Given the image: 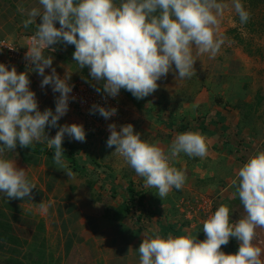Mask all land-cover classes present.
Here are the masks:
<instances>
[{"label": "clouds", "instance_id": "1", "mask_svg": "<svg viewBox=\"0 0 264 264\" xmlns=\"http://www.w3.org/2000/svg\"><path fill=\"white\" fill-rule=\"evenodd\" d=\"M38 5L27 10L23 21L25 28L36 25L25 44V60L42 77L41 88L50 86L59 95L54 111H40L26 72L18 73L15 67L0 63V194L6 198L30 197L36 187L24 168L4 155L6 151L14 150L17 143L25 147L46 142L54 149L57 168L72 177L73 170L63 159L62 141L65 136L85 140L81 124L57 127L68 111L73 85L68 83L71 72L57 75L46 49L59 42L74 45L72 60L79 69L88 68L97 93L116 98L124 89L141 99L157 89V81L172 71L173 65L175 77H190L196 59L193 47L196 56L207 53L215 57L223 43L218 34L219 17L228 7L221 0H119L118 5L115 0H38ZM231 7L241 24L248 22L250 13L241 0H231ZM46 68L51 69L50 74H45ZM89 112L108 120L117 109L93 103ZM46 127L57 128L51 138L45 133ZM107 127L106 146H115V152L144 178L145 187L155 188L161 199L185 183L183 171L171 166V160L180 153L200 158L208 153L205 138L198 132L178 133L166 152L142 139L130 123L120 125L118 130L115 123ZM232 184L245 216L232 223L230 208L221 204L203 221L204 240L196 241L191 235H149L139 244V264H264L261 247L253 243L257 227L264 228V150L242 163ZM49 206L40 205L44 211ZM230 237L239 241V247L234 253H225L221 245H226Z\"/></svg>", "mask_w": 264, "mask_h": 264}, {"label": "crops", "instance_id": "2", "mask_svg": "<svg viewBox=\"0 0 264 264\" xmlns=\"http://www.w3.org/2000/svg\"><path fill=\"white\" fill-rule=\"evenodd\" d=\"M32 7H39L38 0H0V40L25 44L23 21L27 18V10ZM225 15L224 10L223 16L219 17L218 34L223 43L214 58H210L207 53L196 56L193 47L196 59L190 77H175L173 65L172 71L157 81V89L144 98L137 99L129 91L127 96L126 90H120L118 96L112 98V107L117 109L116 115L110 117L105 125L108 129L109 123H115L118 130L120 125L130 123L142 139L157 144L166 152L178 133H200L208 145V153L204 158L180 153L170 161L171 166L183 171L186 177L182 188L172 189L161 199L155 188L145 187L144 178L138 176L115 152V146H106V140L100 143L90 137L80 142L65 136L62 142L72 146L73 157L85 172H81L83 177L80 178H77L78 173L67 177L63 170L55 168L54 162L43 166V179L46 175L54 179L49 184L51 188H48L51 194L44 201L45 205L50 206L41 213L46 224V237L53 241L50 248L42 249L36 243L28 244L24 253L30 264H52L55 261L52 257L60 255L61 264H139V244L143 238L154 233L163 237L191 235L196 241L205 239L202 225L209 216L204 215L209 213L210 208H207L210 207V200L201 193L211 194L212 190L227 200L238 198L234 197L236 186L232 180L243 162L234 161L232 153L226 148L230 140L226 131L227 123L236 120L229 119L233 112L227 111L229 107L226 104L235 106L240 101L251 103L252 97L243 99L245 79L242 77V65L246 54L233 49L228 56L225 49V28L220 25ZM35 19L38 21L39 17ZM57 48L60 49V46L53 45L52 49L45 50V54L53 58L52 67L56 69L57 75L63 77L65 71L71 72L68 81L71 85L86 82L87 79L67 69L59 61ZM0 63H7L2 51ZM16 71L28 75L29 88L35 93L39 110L49 108L54 111L55 97L59 93H53L50 86L41 88L42 77L33 65ZM50 71L46 68L45 74H50ZM215 116L220 118L216 125L212 123L216 121ZM71 123L78 122L68 109L59 119L57 127ZM175 127L183 129L178 131ZM56 130L46 127L45 133L51 138ZM40 143L47 145L46 142L33 144ZM243 153H248L247 158L252 155L247 151ZM10 154L17 167L24 168L27 176H34L36 170L42 168L36 166L34 158L29 157L30 153L25 152L18 143L14 150L6 151L4 155ZM83 154L89 155L84 157ZM63 156H67L66 151ZM87 157L96 158L97 164L91 165ZM206 183H210L209 187ZM129 184L143 198L145 222L121 211L128 197ZM199 212L204 215L201 216ZM230 222L238 221L231 219ZM231 239L237 241L233 237ZM233 244L228 241L226 245H221L220 250L233 253L239 247H231ZM0 264H7L1 254Z\"/></svg>", "mask_w": 264, "mask_h": 264}, {"label": "rangeland", "instance_id": "3", "mask_svg": "<svg viewBox=\"0 0 264 264\" xmlns=\"http://www.w3.org/2000/svg\"><path fill=\"white\" fill-rule=\"evenodd\" d=\"M221 2L228 5V7L224 9L226 15L222 18L220 24L221 27L225 28V49L227 55L230 56L233 49H239L247 56L242 65V77L245 79L243 85V99L252 97V102L248 103L240 101L235 106L226 104V106L229 107L227 111L230 113L233 112L231 115L232 118L229 116V119L236 118V120H231V122L227 123L228 126L226 131L230 140L227 141L228 145L226 148L229 150L228 152L232 153L234 161L245 162L248 153L241 154V152L247 151L250 152L249 154H254L255 151L260 150L261 147L262 150H264V0H241L244 8L250 13L249 20L245 24L240 23L238 15L231 7V0H221ZM115 3L118 5L119 0H115ZM36 23H40V18ZM54 25L59 27L58 22H54ZM25 29L26 30L22 33V35L24 34V37L35 33L36 25H29ZM55 45L60 46V49L57 48L58 54H60V56L58 55L59 61L64 63L67 69L75 72L77 75L80 74L83 79H87V82L92 81L90 76L87 75L89 73L88 68L84 67L79 69L76 62L72 60L74 45L64 44L62 42ZM226 106H224V108ZM227 118L228 116L226 119ZM215 119L216 121H213L212 123L216 125L220 118L219 116H215ZM175 129L180 131L183 128L175 127ZM103 135L104 134L101 131H97L94 134L85 132V138L90 139V137H93L95 140H99L100 143L103 140H107L106 138H103ZM23 149H25V152L30 153L31 156L29 157L34 158L33 161H36V166L40 168L42 167L41 169L36 170L34 176L26 175L36 187L32 188L30 197L27 198H6L3 197V194H0V208L5 209L6 206L8 208L10 206L11 208L14 207V216L19 217L14 224V228L16 229L15 234L20 239L25 240V244L20 247L22 254L18 256L17 259L20 261V264H30L31 261L26 259V254L24 253V250L28 249L27 245L30 243H36L41 249L43 247L50 248L51 242L53 241L46 237V224L44 223L43 216H41L43 210L40 205L44 204L46 198L51 194L48 188H51L49 184H52L54 179L52 176L49 178V175H46L45 179H43V166L47 167L48 163L54 162V149L47 147L45 143L25 146ZM65 151L68 152L69 150L67 149ZM73 153L74 152L72 151V154ZM87 155L83 154L84 157ZM6 157L14 159L12 154ZM63 159L69 168L73 170V173H78L77 178L83 177L81 172H85V169H80V165L76 163L74 157H72L71 160L67 154V156H63ZM86 159L91 165L97 164L98 161L93 157H87ZM24 161L26 163L25 159ZM55 168H57L56 165ZM206 185L209 187L210 183H206ZM202 186H204V184ZM201 194L206 195L210 200V207L208 206L207 208H210L209 213L204 215L203 212H199L201 216L204 215L207 217L208 215H211L221 204L230 208L229 220L234 219L239 221L241 216L246 215L244 206L240 200L237 201L238 198L227 200L224 199L221 194H215L212 190L211 194ZM208 198H206V200ZM234 242L233 239L229 240V244H233ZM253 243H257L258 246L261 247V259L264 260V228L260 226L257 227ZM234 244L231 247L235 248L237 245L239 246V241L236 245ZM1 256L4 258V261L8 258L4 255ZM52 258H54L52 259L53 261L55 260L52 264H61V255Z\"/></svg>", "mask_w": 264, "mask_h": 264}, {"label": "built area", "instance_id": "4", "mask_svg": "<svg viewBox=\"0 0 264 264\" xmlns=\"http://www.w3.org/2000/svg\"><path fill=\"white\" fill-rule=\"evenodd\" d=\"M33 34L25 37V44L30 41ZM0 44H8L15 47L14 49H9L7 46H0V51L5 54V60L7 62L5 65L7 67H15L16 70L19 68H30L31 63L25 60V52L27 51L25 44H21L20 41H9L7 39H1ZM72 85L73 89L72 93L69 94L68 109L76 118L78 124L83 126L85 132L101 131L107 139L109 131L105 125L110 118L105 120L98 113L90 114L89 109L93 103L101 104L105 107H112V98L104 97L102 93H97L95 91V83L92 82H78ZM130 215L144 222L146 220V215L140 213L136 202H133L131 205Z\"/></svg>", "mask_w": 264, "mask_h": 264}, {"label": "trees", "instance_id": "5", "mask_svg": "<svg viewBox=\"0 0 264 264\" xmlns=\"http://www.w3.org/2000/svg\"><path fill=\"white\" fill-rule=\"evenodd\" d=\"M126 95L129 96V92L127 90ZM62 148L64 152L66 149L69 150L67 154L72 160V146L66 142H62ZM237 201H239V198L237 199ZM133 202H136L137 208L138 210H140V213H144L146 215L141 194L139 192L134 191L131 188V184H129L128 197L125 200L121 211L123 213L130 214V208ZM18 218V216H14V207L11 208L10 206L8 208L6 206L5 209L0 208V254L8 257L5 260L7 264H20V261L17 259V257L22 254L20 247L25 244V240L20 239L15 234L16 229L14 228V224L16 223Z\"/></svg>", "mask_w": 264, "mask_h": 264}]
</instances>
